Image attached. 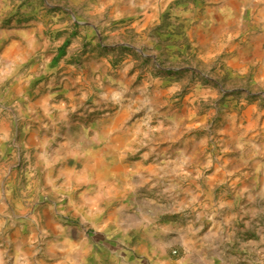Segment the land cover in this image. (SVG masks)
Instances as JSON below:
<instances>
[{"label": "rangeland", "instance_id": "rangeland-1", "mask_svg": "<svg viewBox=\"0 0 264 264\" xmlns=\"http://www.w3.org/2000/svg\"><path fill=\"white\" fill-rule=\"evenodd\" d=\"M30 22L50 40L38 54L70 41L71 118L97 121L95 152L57 191L22 142L20 103L0 93V264H264V0H0V32ZM124 103L140 107L143 142L109 141L103 120ZM162 153L177 160L171 186L151 182ZM211 209L226 238L202 253Z\"/></svg>", "mask_w": 264, "mask_h": 264}, {"label": "crops", "instance_id": "crops-1", "mask_svg": "<svg viewBox=\"0 0 264 264\" xmlns=\"http://www.w3.org/2000/svg\"><path fill=\"white\" fill-rule=\"evenodd\" d=\"M43 29V24L30 22L26 27L16 26L0 32V93H3L7 101L18 100L20 103L19 109L23 120L22 142L32 151L40 172H48L51 169L55 171L52 180L59 191L60 182L75 176L80 179L85 173V171L81 173L79 158L82 154L89 157L95 152L94 142L98 123L94 121L90 123L88 129H83L72 120L71 113L82 103V92L78 88V79L68 75L70 69H61L66 53L60 55L59 50L67 38L63 39L54 53L38 54V48L43 47L45 51L50 44ZM55 77H59V80L54 81ZM65 78L71 79L72 89ZM134 111H140V107L136 109L124 103L111 117L103 120L110 142L113 139L117 141L129 138L135 140L141 138L140 140L144 141L142 131L144 122L142 116L134 114ZM133 115L135 119L132 120ZM11 131V120L0 113V178L3 172L1 158L7 152ZM81 146L86 148L84 153ZM153 154L161 155L159 152ZM162 154L161 157L166 160L155 168L157 176L152 178L151 182L171 186L176 182L177 160H172L170 155L167 157V153ZM246 166L252 172V163ZM262 166L264 167V164ZM131 181L135 185L142 183L140 178L134 175ZM105 189L106 185L89 187L80 196L83 199H94L97 197L96 192L101 193L100 191ZM241 196H244L243 192ZM215 215L211 209L206 217L210 219V228L206 237H202L200 248L202 253L206 249L208 251L213 249L215 253H219L218 243L226 238L224 214L218 217ZM193 246L192 249L198 250L195 244ZM249 246L245 250L252 256V245Z\"/></svg>", "mask_w": 264, "mask_h": 264}, {"label": "trees", "instance_id": "trees-1", "mask_svg": "<svg viewBox=\"0 0 264 264\" xmlns=\"http://www.w3.org/2000/svg\"><path fill=\"white\" fill-rule=\"evenodd\" d=\"M69 40H66L65 41V43L63 44V46H62V48L60 49V55H63L64 54V52H65V48H66V46H68L69 45Z\"/></svg>", "mask_w": 264, "mask_h": 264}, {"label": "bare ground", "instance_id": "bare-ground-1", "mask_svg": "<svg viewBox=\"0 0 264 264\" xmlns=\"http://www.w3.org/2000/svg\"><path fill=\"white\" fill-rule=\"evenodd\" d=\"M142 227V226H141Z\"/></svg>", "mask_w": 264, "mask_h": 264}]
</instances>
